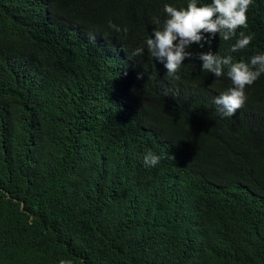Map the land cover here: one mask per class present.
<instances>
[{"label":"trees","instance_id":"obj_1","mask_svg":"<svg viewBox=\"0 0 264 264\" xmlns=\"http://www.w3.org/2000/svg\"><path fill=\"white\" fill-rule=\"evenodd\" d=\"M189 2L0 0V264H264V74L222 118L198 58L264 53V0L176 80L146 39Z\"/></svg>","mask_w":264,"mask_h":264},{"label":"clouds","instance_id":"obj_2","mask_svg":"<svg viewBox=\"0 0 264 264\" xmlns=\"http://www.w3.org/2000/svg\"><path fill=\"white\" fill-rule=\"evenodd\" d=\"M251 3L252 0H211L209 4L197 6V0H190L186 8L179 9L165 4L164 11L168 18L161 29H154L146 39V48L163 65L167 77L178 80L183 61L192 55L187 51L189 46L195 43L203 48L206 43H210L209 35L205 34H210L212 38L218 34L225 41L236 37L238 28L247 27L246 13ZM108 26L116 32L121 31V27L112 21L108 22ZM123 31L127 33V28H123ZM252 39V34L240 31L230 52L246 48ZM143 53V47L133 51L134 56ZM198 58L202 61V69L215 77H221L227 69L226 74L232 86L217 95L213 103L222 118L234 116L247 100L246 86H251L264 74V53L252 56L248 62H234L231 55L220 56L211 51L200 53ZM159 161L160 157L151 151L144 156L146 167L156 166ZM61 264L70 262L61 261Z\"/></svg>","mask_w":264,"mask_h":264}]
</instances>
